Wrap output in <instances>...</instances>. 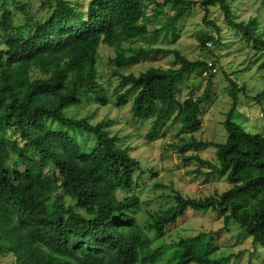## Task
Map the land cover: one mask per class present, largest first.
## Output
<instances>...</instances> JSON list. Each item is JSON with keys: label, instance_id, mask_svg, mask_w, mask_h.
Segmentation results:
<instances>
[{"label": "trees", "instance_id": "obj_1", "mask_svg": "<svg viewBox=\"0 0 264 264\" xmlns=\"http://www.w3.org/2000/svg\"><path fill=\"white\" fill-rule=\"evenodd\" d=\"M197 2L90 0L81 8L75 1L55 0L50 16L36 21L28 34L18 30L10 9L2 5L0 254H13L15 264H157L168 245L155 246L154 239L164 237L188 209H210L223 215L225 221H237L254 244L264 246V135L250 133L232 119L236 92L241 87L230 76L234 101L224 121L226 140L192 136L169 147L184 164L195 161L197 174H224L231 187L204 197H186L172 188L174 203L151 213L143 222L135 214L141 204L139 195L118 197L119 190H133L137 178L145 173L131 155L132 148L121 145V137L109 128V119L92 123L64 113L66 108L82 104L81 93H94L102 105H107L108 97L98 84L97 67L98 49L106 44L116 49L112 61L118 68L141 57L173 54L174 65L167 68L151 66L139 74L115 70L119 76L115 105L123 107L132 101L135 119L152 120L147 134L150 141L156 139L173 112L182 132H195L201 106L212 92L213 73L207 61L190 60L178 49L140 47L126 54L123 43H132L150 32L143 21L149 3L160 9L166 5L173 12L169 24L173 26ZM14 4L24 10L23 3L15 0ZM200 4L205 15L212 6H218L228 26L247 42L264 48L255 17L237 20L230 0H201ZM165 28H156L155 38ZM211 39L214 36L200 37L203 44ZM36 71L38 76L32 77ZM205 71L209 77L204 92L180 101L177 84L181 76L191 72L202 76ZM263 97L264 90L256 96ZM7 129L20 134L25 144L7 139ZM78 136L92 138L94 145L84 149ZM209 146L217 149L216 163L199 153L187 155L189 150ZM11 151L22 162L15 169L9 168ZM50 166L59 172L60 181L46 173ZM66 197L84 212L68 205ZM214 240L210 231L181 237L175 243L174 264H225L230 256L210 255L216 250ZM205 247L207 250L202 251Z\"/></svg>", "mask_w": 264, "mask_h": 264}, {"label": "rangeland", "instance_id": "obj_2", "mask_svg": "<svg viewBox=\"0 0 264 264\" xmlns=\"http://www.w3.org/2000/svg\"><path fill=\"white\" fill-rule=\"evenodd\" d=\"M14 1L0 0V15L2 5L6 4L18 30L23 34H28L36 21H45L52 13L55 4V0H17L25 5L22 10L14 4ZM70 1H75L79 7L86 8L90 0ZM157 1L163 3V0ZM196 1L198 2L173 26H169L173 12L166 5L160 9L156 4L149 3L143 21L148 25L150 32L132 43H123L126 54H130L131 49L153 47L178 49L190 60L216 59L220 66L212 75L211 97L201 106L200 125L195 132H182L181 123L173 120L175 113L173 112L166 123L160 127L156 139L150 141L147 134L152 120L135 119L131 111L132 101L123 107L115 105V87L119 83V76L114 73L115 70L121 73L139 74L151 66L167 68L174 65L173 54L141 57L133 64L118 68L112 61L117 54L116 49L102 44L97 54L98 84L103 87L108 97L107 105H102L94 93H81L79 97L82 104L73 105L64 110L65 115L69 117H85L92 123L109 119L111 122L109 128L121 137V145L132 148L131 155L140 162L145 173L137 178V185L133 190H119L118 197L122 199L131 193L139 195L141 204L135 210V214L141 222L151 213L174 203L170 196L172 188L179 190L186 197H204L223 192L231 187L224 174H197L195 169L198 164L195 161L184 164L181 156L169 147L170 144L181 143L182 138L189 140L192 136L207 141L223 142L226 140L227 131L224 121L234 101L230 95L231 84L228 76L241 87V90L236 92L237 106L232 119L250 133L264 134V117L260 116L262 112L264 113V97L256 98L264 90V48L257 47L253 42H247L237 30L228 26L218 6H212L210 13L205 15L200 4L201 0ZM230 4L237 20L248 21L255 17L258 21L257 32L264 37L263 0H230ZM162 25L167 28L155 38L154 30ZM205 35H212L214 39L206 40V44H203L200 37ZM208 42H212L213 47L208 48ZM36 76H38L37 71L32 74V77ZM208 77V75L200 76L195 72L181 76L177 84L178 99L182 101L188 96L201 95ZM52 127H57V125L53 124ZM6 138L17 140L20 146L25 144L20 134L14 133L11 129L6 130ZM78 140L84 149H89L94 145L93 139L89 137L78 136ZM32 153L30 150L29 155ZM196 153L214 163L217 162L215 147L209 146L199 151L189 150L187 155ZM8 159L10 169H15L16 164L22 165L13 151L10 152ZM46 173L51 176L55 175L59 181L61 180V175L54 166L47 168ZM66 202L84 212L69 197H66ZM201 231H210L215 237L216 250L212 249L210 253L212 257L230 256V260L225 264H264V246L254 244L252 237L241 228L237 221L232 219L225 221L223 215L210 209H188L185 216L170 226L164 237L154 239L155 246H161L163 243L168 245L163 250V255L157 264H174L176 262L174 254L176 241L181 237L193 236ZM201 250L207 249L205 247ZM14 260L15 257L11 253L0 254V264H15Z\"/></svg>", "mask_w": 264, "mask_h": 264}, {"label": "built area", "instance_id": "obj_3", "mask_svg": "<svg viewBox=\"0 0 264 264\" xmlns=\"http://www.w3.org/2000/svg\"><path fill=\"white\" fill-rule=\"evenodd\" d=\"M207 45L209 46L208 48H211L213 47V43L212 42H208ZM207 64H208V68H209V71L214 73L216 72L218 69H219V64L218 62L216 61V59H211L210 61H207ZM222 66V64H221ZM209 72L208 71H205L204 72V75H207ZM261 117H264V113L262 112L260 114Z\"/></svg>", "mask_w": 264, "mask_h": 264}, {"label": "crops", "instance_id": "obj_4", "mask_svg": "<svg viewBox=\"0 0 264 264\" xmlns=\"http://www.w3.org/2000/svg\"><path fill=\"white\" fill-rule=\"evenodd\" d=\"M264 135V134H263Z\"/></svg>", "mask_w": 264, "mask_h": 264}]
</instances>
